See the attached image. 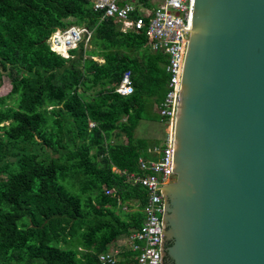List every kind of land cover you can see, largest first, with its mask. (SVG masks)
<instances>
[{"label": "trees", "instance_id": "obj_1", "mask_svg": "<svg viewBox=\"0 0 264 264\" xmlns=\"http://www.w3.org/2000/svg\"><path fill=\"white\" fill-rule=\"evenodd\" d=\"M70 26L92 31L103 64L81 68L50 50L51 34ZM166 64L144 36L119 32L85 2L0 0V79L11 85L0 97V264H102L141 228L146 192L111 168L138 174V159L161 143L135 132L159 123L149 111L165 96ZM125 71L134 92L123 97L110 86Z\"/></svg>", "mask_w": 264, "mask_h": 264}, {"label": "water", "instance_id": "obj_2", "mask_svg": "<svg viewBox=\"0 0 264 264\" xmlns=\"http://www.w3.org/2000/svg\"><path fill=\"white\" fill-rule=\"evenodd\" d=\"M171 172L161 256L264 264V0H194Z\"/></svg>", "mask_w": 264, "mask_h": 264}, {"label": "built area", "instance_id": "obj_3", "mask_svg": "<svg viewBox=\"0 0 264 264\" xmlns=\"http://www.w3.org/2000/svg\"><path fill=\"white\" fill-rule=\"evenodd\" d=\"M90 4L101 20L111 19L121 33L142 35L152 52L166 56L165 70L169 76L166 93L159 105L158 114L168 128L163 147H153L159 154L157 161L138 160L140 173L115 171L125 177L127 183L140 185L146 192L142 208L143 225L132 232L128 242L138 252L136 264H160L162 220L164 211L163 187L172 183V147L175 114L182 82L184 60L191 29L194 0H78ZM91 32L85 28L70 26L54 31L48 39L50 50L66 57L69 50L76 49L82 42L87 43ZM64 49L65 54L58 51ZM115 92L129 96L134 92L130 71H125ZM93 127V124L90 125ZM142 172L144 175H141ZM171 180V181H169ZM102 264L116 262L112 254H101Z\"/></svg>", "mask_w": 264, "mask_h": 264}, {"label": "crops", "instance_id": "obj_4", "mask_svg": "<svg viewBox=\"0 0 264 264\" xmlns=\"http://www.w3.org/2000/svg\"><path fill=\"white\" fill-rule=\"evenodd\" d=\"M120 32V31H119ZM124 34V33H123ZM91 38H92V31H91V37H90V39L88 40V42L87 43H85V42H82V43H80L79 45H78V47L76 48V49H73V50H69L67 53H66V57H62V56H60V57H62V58H64V59H66V60H68V61H75V60H77V61H79V63H80V66H81V68L82 67H84V65L88 62V61H94V62H97L98 64H103L104 63V60L102 59V57H100V56H97V55H94V54H91V52L92 51H98V50H96V47L93 45V44H91ZM146 43H147V41H146ZM80 46H82V48H80ZM146 46L148 47V45L146 44ZM149 48V47H148ZM150 50V49H149ZM151 51V50H150ZM74 52V53H73ZM152 52V51H151ZM152 53H157V54H161V53H158V52H152ZM161 55H163V54H161ZM163 56H165V55H163ZM166 57V56H165ZM166 61H167V58H166ZM166 71V70H165ZM131 73V72H130ZM167 73V72H166ZM132 76V75H131ZM132 80V79H131ZM120 82H121V80H120ZM120 82L118 83V84H114L113 86H110V88L112 87V89H113V92L114 93H116L115 92V90H116V88L118 87V85L120 84ZM132 85H133V83H132ZM86 86H89V84H87ZM166 86H167V84H166ZM134 88V87H133ZM165 91H166V88H165ZM77 92H78V94H80L81 92H84V89L83 88H81V87H78L77 88ZM94 91H92V92H88V93H86V95L87 94H89V95H93L94 93H93ZM166 93V92H165ZM117 94V93H116ZM133 94V93H132ZM131 94V95H132ZM119 95V94H118ZM85 96V95H84ZM121 96V95H120ZM123 97H125V96H123ZM152 101V100H151ZM160 105V104H159ZM159 105L158 106H156V104H153L152 106H151V108H152V112H153V108L154 107H156V112L154 111L153 113H155V115H157L158 116V120H159V124H162L163 126H165V128H166V131H167V133H168V128H167V126L164 124V122H162L161 121V119H160V116H159V114H158V108H159ZM91 124H93V125H95L93 122H91V121H89V123H88V127H89V129H90V125ZM167 135V134H166ZM136 136V135H135ZM164 142V140H162V143ZM150 143V142H149ZM162 143H160L159 145H157L159 148H162L163 146H162ZM153 147H156V146H151V147H149L148 149H147V154H148V158L147 159H144V158H142V157H140L139 159H142V160H145V161H157L159 158H160V155L159 154H155V153H153ZM138 159V160H139ZM138 162V161H137ZM113 168H114V170H113ZM111 170L114 172V173H117L118 174V172H115L116 170L117 171H120V170H118L117 169V167H115V166H113L112 168H111ZM123 171H125V170H123ZM127 172V171H126ZM128 173H134V172H128ZM118 175H120V174H118ZM120 176H122V175H120ZM128 237L129 236H124V237H121V238H119L112 246H110V248H109V251H108V253L107 254H112L113 256H114V258H115V260L116 261H119V260H122L123 259V257H125V256H128L129 254H133V256L132 257H129V259H132L133 260V263L134 264H136V260H135V257L137 256V254H138V252H135V251H133V248H132V242H128Z\"/></svg>", "mask_w": 264, "mask_h": 264}, {"label": "rangeland", "instance_id": "obj_5", "mask_svg": "<svg viewBox=\"0 0 264 264\" xmlns=\"http://www.w3.org/2000/svg\"><path fill=\"white\" fill-rule=\"evenodd\" d=\"M10 90H11L10 80L5 75H2L0 79V97L7 95L10 92ZM148 103H149L148 105H151L152 101L149 100ZM154 111L156 112V107L153 108V112ZM149 112L151 113V117L155 115V113L152 112V108ZM166 134L167 131L165 126L159 123L149 122V121H141L135 132L136 137L146 139L151 143H153L154 139H158L162 143V140L164 136L166 137ZM171 180L172 181L175 180L174 176L171 178ZM124 209L131 212L136 209V205H134L133 203H129L126 207H124Z\"/></svg>", "mask_w": 264, "mask_h": 264}, {"label": "flooded vegetation", "instance_id": "obj_6", "mask_svg": "<svg viewBox=\"0 0 264 264\" xmlns=\"http://www.w3.org/2000/svg\"><path fill=\"white\" fill-rule=\"evenodd\" d=\"M164 248H166V244L164 245ZM161 264H172L171 259L165 254L161 256Z\"/></svg>", "mask_w": 264, "mask_h": 264}, {"label": "clouds", "instance_id": "obj_7", "mask_svg": "<svg viewBox=\"0 0 264 264\" xmlns=\"http://www.w3.org/2000/svg\"><path fill=\"white\" fill-rule=\"evenodd\" d=\"M77 27V26H76ZM81 28V27H80ZM91 32V31H90Z\"/></svg>", "mask_w": 264, "mask_h": 264}]
</instances>
